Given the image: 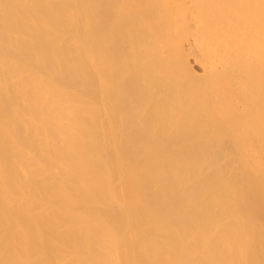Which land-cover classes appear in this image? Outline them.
Listing matches in <instances>:
<instances>
[{
	"label": "bare ground",
	"instance_id": "1",
	"mask_svg": "<svg viewBox=\"0 0 264 264\" xmlns=\"http://www.w3.org/2000/svg\"><path fill=\"white\" fill-rule=\"evenodd\" d=\"M0 264H264V0H0Z\"/></svg>",
	"mask_w": 264,
	"mask_h": 264
},
{
	"label": "rangeland",
	"instance_id": "2",
	"mask_svg": "<svg viewBox=\"0 0 264 264\" xmlns=\"http://www.w3.org/2000/svg\"><path fill=\"white\" fill-rule=\"evenodd\" d=\"M189 60H190L191 65L193 66V69L196 71V73L202 74L203 66L198 61H196L195 57L191 56Z\"/></svg>",
	"mask_w": 264,
	"mask_h": 264
}]
</instances>
